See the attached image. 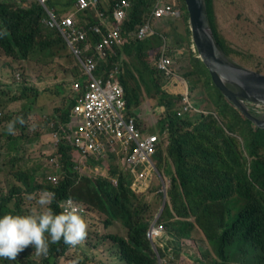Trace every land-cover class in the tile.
Returning a JSON list of instances; mask_svg holds the SVG:
<instances>
[{"label":"clouds","instance_id":"obj_1","mask_svg":"<svg viewBox=\"0 0 264 264\" xmlns=\"http://www.w3.org/2000/svg\"><path fill=\"white\" fill-rule=\"evenodd\" d=\"M4 1L15 2L21 8L34 2L38 3L45 13L42 19L43 25L48 29L55 30L61 36L66 44V51H68L74 62L75 69L73 70V75L70 76V80L67 82V77L64 74L65 67L56 63L54 57L45 55L48 59H53V61L47 66H43L40 62H34L33 60L27 61L21 59L14 61L6 57L0 48V68L6 75L5 80H2L0 77V93L2 97H9L8 102L16 104L14 110H9L3 106L1 98L0 125L7 123L6 131L10 136L17 139L18 143L16 147L20 152L19 155L22 153H32L29 165L21 164L19 159V162L13 166L14 168L19 164L18 168H21L15 176L17 181L21 182V185L15 188L20 189L21 197L24 194H28L26 189H32L33 192L27 196V199L35 201V204L38 206L31 208L27 215L24 212L25 215L6 214L0 217V259L15 261L17 264H54L59 257L66 253L63 255L51 254L49 252L50 244H57L63 241L70 248H80L88 235L86 219L90 210L92 211V208L96 206V194L100 195L97 185L104 184L110 188H118L119 178L122 177L125 178V182H128L129 190L136 197L145 196L151 198L150 204L143 202L142 206L149 204L152 206V210H147L142 217L147 218L149 221V225L145 230V237L153 252L154 264H196L193 262L194 259L197 260V264H201L202 261L200 260L206 256L207 251L214 252V248L209 243L205 233L203 234L197 228L198 232L196 235L198 242L196 243L192 242L190 237L180 239L172 229L167 228L165 221L162 219L165 207H168L172 214L173 211L168 195L170 179L169 185H167L164 171L162 172L161 168H158V165L162 166L163 159L164 161L165 159H169L172 171L170 167L168 169L174 175V163L170 154L171 145L177 135L184 134V132L170 130V128L161 123L164 117L167 116L166 103L172 105V102L167 97L164 102L158 100L159 103L157 104H151L147 101L146 114L138 117L133 116L126 110V107H129L131 95L129 91L126 93L124 88L125 75L127 76L126 83L130 85V89L135 84L138 86L137 91H131L135 95L138 94L142 97L140 89L142 84L147 82V76L146 73L142 74L138 72L137 67L145 65L151 70L161 73L166 80L172 83L173 87L167 93L179 96L174 109L178 121L189 124V129L193 130L208 117H213L218 122V108L210 98L204 87V83L198 82V84H193L191 82L197 79L196 74H193L192 78H187L186 76L187 73H192L190 64L188 68L184 69V67L180 72H176L174 62L177 60L175 63H184L185 51L188 53L185 57H189V54L192 53L200 60L208 73L211 84L231 105L221 93L219 87L216 86L208 69L198 56L191 39V34L189 39L190 45L188 47L187 45L178 47L182 33L177 31V29L176 36L169 40L166 35L168 31H163L165 18L180 19L181 21L182 11L175 3V0H173V5L168 0H155L152 11L146 15L147 17L144 18L143 23L138 25L133 31L132 35L139 42L156 36H159L162 41V46L157 50L154 49L156 39L152 41L146 49L147 56L141 58L140 61H135V58L132 57L131 48L129 50L124 49V46L129 41V34L122 30L123 23L131 6L127 0L117 1L108 14L98 10L99 3L103 5L102 8L104 10L107 9L108 1L106 0H96L94 6L89 5L84 9L77 8L76 0L74 6L79 11H86L97 19L98 23L94 26H77L72 15L64 16V14L58 17L53 10L47 8L46 0H0V3ZM161 6L170 7L174 14L156 17L154 11ZM118 11L123 13L122 18H118ZM50 16H53L58 22H61L65 18H71L73 27L76 30H85V41L75 43L77 47H79V44H83L80 56L82 61L87 57L97 60L93 47L98 43H102L103 39H107L112 31H116V37L111 38L110 45L105 47L106 58L97 61L96 67L92 69L91 74L94 80L100 84L101 90L104 93L106 90L112 89L114 85L120 87L123 107L119 112V117L111 115L104 120L93 122L92 126H85V118L82 115H78L75 108L80 105L78 100L85 98V93L89 90L90 79L85 74L82 68L83 65L72 54L71 47L67 44L65 37L58 30L50 28L46 24V20ZM83 21L85 22V19ZM96 29L98 31H95ZM162 32L164 33L162 34ZM92 36L98 37L99 40L92 42ZM214 39L222 52L236 62L231 53L226 52L222 48L215 36ZM169 47H174V49L170 51L168 50ZM84 48H88L89 50L85 51ZM178 51L183 55L180 58ZM166 52H170V54H166ZM40 56L42 55L37 56V58ZM10 63L13 64V69L9 72ZM48 67L54 68L50 74L53 83L51 95L63 100V105L60 108L54 109L51 115H46L44 110H38V108L33 107L39 97L32 93L31 90H37L33 89L34 87L29 81L24 79L25 70L36 73V68L45 69ZM246 69L253 71L249 68ZM128 73L132 75L133 79L127 75ZM143 76L145 79H143ZM32 78L36 80V78ZM76 83L79 84L77 89L74 88V84ZM198 86L202 88L200 93L203 96L200 98L193 95L192 100L190 93ZM152 89L154 95L159 98L160 94L154 88ZM200 103L203 104L200 105ZM67 104L71 106L66 120L62 122L60 119L62 115L61 109L66 108ZM29 106L30 108H28ZM250 106L256 108L263 107V105ZM234 109L237 110L236 108ZM152 112L153 124L150 125V114ZM238 113L246 119L239 111ZM7 117H10L11 120H6ZM17 124L22 126L21 130L17 129ZM143 124L148 125L144 126ZM176 128L177 126L173 129L175 130ZM86 132L91 133L92 136L96 135L101 149L88 147L87 142L90 138L85 136ZM25 137H29V140L25 141ZM76 138L79 141H76ZM4 141L5 137L0 145ZM36 146V150H33ZM145 146H150L153 151L147 154ZM179 152L182 158L188 162L197 163L203 169L209 166L206 164L201 165V158L195 156L189 147H183ZM63 162H66L65 166L68 163L69 171L74 176H69L62 183L64 177L62 172ZM78 169L85 172H79ZM150 171H152V174H155V178L151 184L152 174ZM139 175H141V179L137 181L136 178ZM13 202L15 201L13 200ZM53 207L56 212L53 210ZM99 209L102 210L101 208ZM102 212L107 217L105 228L111 226L112 223H116L126 232L125 236L114 234L108 237L110 242L115 245L117 260L121 264H133L126 262L124 259L132 258V260H135L137 252H131L127 257H124L123 250L121 251L118 241L120 239L127 240V229L120 222L114 221L105 211L102 210ZM170 221L195 223V220H192L189 216H174ZM201 234L203 235L201 236ZM130 248L133 247L130 246ZM180 256H184L185 259L179 261ZM83 259V263L81 264H87V259ZM217 259L215 255V260L211 264ZM230 262L231 264H235L233 260ZM71 264H79V260H73Z\"/></svg>","mask_w":264,"mask_h":264},{"label":"trees","instance_id":"obj_2","mask_svg":"<svg viewBox=\"0 0 264 264\" xmlns=\"http://www.w3.org/2000/svg\"><path fill=\"white\" fill-rule=\"evenodd\" d=\"M106 1H108L107 9L104 10L102 8L103 5L99 3L98 10L108 14L112 6L119 0ZM127 1H129L131 6L122 30L129 34V41L124 46V49L129 50L131 48L132 57L135 58V61H140L141 58L147 56L146 49L152 41L156 39L155 50L162 46L159 36L139 42L132 35L135 28L141 25L144 18L147 17L146 15L152 11L155 0ZM75 2L76 0H46V6L48 9L53 10L58 17L64 14V16L72 15L77 26L96 25L98 23L97 19L86 11H79L74 6ZM175 3L180 7V10L184 8L183 0L181 2L175 0ZM211 3V0H205L212 32L222 48L230 53L214 32L213 17L210 10ZM44 16L43 8L36 2L26 7L24 6V8L18 7L15 2L11 1L0 3V48L6 57L14 61L21 59L33 60L34 62H40L43 66H47L53 59H48L44 55L50 53L51 55L57 54L59 56L58 54L61 51L67 50L65 42L58 32L43 25L42 19ZM83 19H85V22ZM181 23L183 27L178 47L184 45L188 47L190 45V32L187 27L186 12L185 17L181 16ZM173 29L171 28L166 34L169 40L176 36V31ZM98 40V37L92 36V42ZM263 41L264 29L255 35L253 46L256 47L258 44H262ZM78 46L80 49L83 48L82 43ZM166 54H170V52H166ZM39 55L42 56L37 58ZM188 60L192 73H187V78H192L193 74L197 75V79L191 82L193 84L204 83L210 98L218 108L219 119H224V121H221L224 129L219 127V133L210 132L214 125L218 127V122L213 117L205 119L195 130L189 129V124L178 121L174 109L179 96L167 93L173 87L172 83L166 80L161 73L151 70L148 66L137 67L138 72L146 73L147 82L160 94L159 101L164 102L167 97L172 102V105L165 102L167 116L164 117L161 123L170 128V130L184 132V134L177 135L171 145L170 154L174 163V175L170 173L169 169L166 170V173L170 175L168 195L173 214L168 207H165L162 219L165 221L167 228L172 229L180 239L190 237L192 242L196 243L198 240L197 235L195 239L193 237L194 231L198 228L201 232H205L206 238L212 244L215 255L218 258L213 264H231V260L235 264H264V208L259 203L252 202L250 198L251 192L264 197V140L262 137L264 131L244 119L224 99L211 84L208 73L198 58L190 53ZM127 75L133 79L130 73ZM126 81L127 76L125 75L124 83L126 86L123 84L125 91L126 93L129 91L131 98H135L136 95L133 91H137L138 86L135 84L130 89V85ZM31 92L37 96L39 95L35 90H31ZM1 98L2 94L0 93V100ZM70 106V104H67L66 108L61 109L62 115L60 119L62 122L67 118ZM6 120H11V118L7 117ZM176 126L177 128L174 130L173 128ZM16 127L19 130L22 128L19 124ZM227 133L233 137H230ZM2 136L5 137V141L0 145V171L13 169V166L19 162L18 155L20 154L16 147L17 139L7 133L6 127L2 132ZM215 138L223 140L230 149L225 158L226 167L222 166L221 169H219V164L212 160ZM24 140L28 141L29 137H25ZM233 144H237L240 150L238 154L232 150L231 146ZM183 147L191 148L193 154L201 158V165H209L208 167L211 171L205 173V168L203 169L197 163H191L182 158L179 151ZM65 163L63 162L62 167L64 175L62 183L69 176H74L69 171L68 163L66 166ZM159 166L158 168H160ZM211 166L217 171H213ZM222 169H226V171H221ZM229 169L233 170L232 174L223 176ZM210 176L215 182H212L213 180ZM220 179L224 181L222 184H218ZM118 183V188H110L104 184H98L100 195L96 194L95 205L127 229V240H118L121 251L123 250L124 257H127L131 252H137V258L135 260L126 258L124 260L133 264H154L153 252L145 237V230L149 225V221L147 218L142 217L147 210L151 209V206L145 204L141 206V210L135 208V211H129L128 208L136 207L139 204L132 202L133 199H138V197L129 190L128 182H125V178L120 177ZM26 191L28 194L33 192L32 189H26ZM15 194H20L19 188L10 190L8 195H1L0 193V217L6 214L25 215L21 208L22 197L18 196L15 202L11 198ZM233 198L247 201L248 204L238 212L237 216L230 217L229 205L220 208L218 206ZM9 204H11L10 207ZM222 209H224L223 211H225V215L228 218L224 226H221L219 217ZM53 210L55 211L54 207ZM189 213L195 215V223L170 221L174 216L186 217ZM201 216L206 219L203 227L201 225ZM130 246L133 248H130ZM69 250H75V248H70L61 241L57 244H50L49 252L55 255H63ZM83 260L79 261V264L83 263Z\"/></svg>","mask_w":264,"mask_h":264},{"label":"rangeland","instance_id":"obj_3","mask_svg":"<svg viewBox=\"0 0 264 264\" xmlns=\"http://www.w3.org/2000/svg\"><path fill=\"white\" fill-rule=\"evenodd\" d=\"M173 5V0H168ZM181 2V0H179ZM211 15L213 17V23H214V32L216 33V36L218 37L219 41L223 43V46L231 53V56L234 57L237 63L240 65L249 68L255 72L264 74V41L262 44H258L256 47L253 46V40L255 38V35L262 29H264V0H211ZM182 10V16L185 17V8H181ZM165 22L163 23V31H169L171 28H174L173 30L182 31V23L180 19H172V18H165ZM164 32H162L163 34ZM174 47H169L168 50L172 51ZM64 54H66L64 56ZM179 58L182 57L181 52L178 51ZM54 57V61L56 63H59L65 67L64 74L67 77L66 81L68 82L70 80V76L73 75V70L75 69V65L73 60L71 59L68 51L63 50L58 54L51 55L50 53L48 56ZM185 55H188L187 51H185L184 54V63H175L174 66L176 69V72H180L184 67V69L189 67L188 63V57H185ZM45 56V55H44ZM46 57V56H45ZM47 58V57H46ZM178 58V59H179ZM10 70L13 69V64L10 63ZM258 65V66H257ZM27 66V65H26ZM141 66V65H140ZM25 67V65H24ZM3 68V67H2ZM53 67H48L45 69L36 68L35 72L25 70L24 79L29 81V83L34 87L33 89H36L39 92L38 100L33 105L34 108H38L41 110H44V113L46 115H51L54 109L60 108L63 105V100L60 98H56L51 95L53 83L50 77L51 72L53 71ZM0 77L2 80L6 79V75L0 68ZM32 77L36 78L33 79ZM143 79L144 76H143ZM202 91V88L198 86L195 90L191 91L190 96L192 99L193 95H196L200 98H202V94L200 93ZM140 92H142V97H140L138 94L135 98H130L129 101V107H126L130 114H132L135 117H138L140 115H145L146 110V104L147 101L151 104H157L159 103V98L154 95V91L151 87V85L148 82H145L142 84ZM9 97L4 96L2 97V103L3 106H5L9 110H14L16 107V104L13 102H8ZM193 100V99H192ZM195 103H197L195 101ZM203 103H200L202 105ZM150 125L153 124V112L150 114ZM226 120V119H225ZM221 121H224V119H219L217 126L214 125V127L211 129L210 132H218L219 127L224 129V126ZM227 121V120H226ZM7 123H4L0 125V143L3 141L4 137L2 136V132L5 129ZM144 126L148 124H143ZM264 131V129H263ZM219 133V132H218ZM230 137L229 133H227ZM263 140H264V133H263ZM213 142V141H212ZM37 146L33 149L36 150ZM232 150L235 151L237 154L240 152L239 148L237 147V144H233L231 146ZM32 150V151H33ZM230 152V149L225 145L223 140L219 138L214 139V149H213V157L212 160H214L217 164H219V169L222 168V166H225V158L227 154ZM32 156V153H22L21 155H18L21 164H27L30 163V158ZM7 159V158H6ZM1 160H3L1 158ZM19 164L15 166L13 169H5L3 171H0V193L1 195H7L10 190L14 189L16 186L21 185V182H18L16 179V173L19 172L21 168H18ZM161 171H164L165 177L167 179V185H169V175L166 173V170L170 167V170L172 171L171 161L169 159H163L162 166H159ZM80 168V167H79ZM213 171H217L214 167H212ZM154 171V169H152ZM78 171H83L78 169ZM205 173H208L210 170L209 167H205L204 169ZM221 171H226V169H222ZM85 172V171H83ZM152 174V171H150ZM161 172V173H162ZM233 170L229 169L227 172L224 173L223 176H230L232 174ZM163 174V173H162ZM59 178H61L59 176ZM155 178V174L151 175L150 184ZM210 178L213 180L212 182H215V180L210 176ZM208 180V179H206ZM95 182V180H93ZM209 181V180H208ZM224 181L220 179L218 184H222ZM179 189V188H178ZM21 194H18L16 196H12L11 198L16 201L18 196ZM29 194L22 195V208L24 212L29 214L31 208L38 207L35 204V201H29L27 199V196ZM250 198L252 202L259 203L260 206L264 208V197H261L257 193H250ZM153 199V198H152ZM132 202L139 203L136 207L128 208V210L135 211V208H139L141 210V206L143 202L151 203L150 197L141 196L138 197V199H133ZM247 201L238 200V199H229L227 202H224L220 204L218 207H224L226 205L230 206V217L237 216L238 212L242 210L245 205H247ZM11 204L9 205V207ZM200 209V207H199ZM152 210V206H151ZM222 209L221 212V226H224L226 223V220L228 218L225 215V211ZM158 213V212H157ZM156 213V214H157ZM155 214V215H156ZM189 217L192 218V220H195L194 214H188ZM107 217L106 215L100 210L98 207H93L92 211L90 210V213L88 215V218L86 219L88 224V235H87V242L85 241L82 243L81 247L75 250H69L64 254L63 256L59 257L54 264H71V261L73 260H82L84 257L87 259V264H121L117 260V253L115 249V245L110 242L109 235H122L125 236L126 232L125 230L119 226L116 223H112L111 226L105 228V221ZM206 223V219L201 216V225ZM221 229V227H219ZM198 230L194 231L193 237L196 238V233ZM205 232H203L204 234ZM201 234V236L203 235ZM77 258V259H76ZM185 259L184 256H180L179 261H183ZM215 260V253L211 252L210 250L206 252V256L203 257L200 261H202L203 264H211ZM194 263L197 264V260L194 259ZM201 263V264H202ZM0 264H17L15 261H8L0 259Z\"/></svg>","mask_w":264,"mask_h":264},{"label":"water","instance_id":"obj_4","mask_svg":"<svg viewBox=\"0 0 264 264\" xmlns=\"http://www.w3.org/2000/svg\"><path fill=\"white\" fill-rule=\"evenodd\" d=\"M183 1L191 39L216 86L247 120L264 129V75L240 66L222 52L209 25L205 0Z\"/></svg>","mask_w":264,"mask_h":264},{"label":"built area","instance_id":"obj_5","mask_svg":"<svg viewBox=\"0 0 264 264\" xmlns=\"http://www.w3.org/2000/svg\"><path fill=\"white\" fill-rule=\"evenodd\" d=\"M96 4V0H77L76 6L78 9H84L87 6H94ZM154 14L156 17L166 15V14H174V12L168 6H161L155 9ZM118 18L123 17V13L121 11L117 12ZM46 24L50 28H55L58 30L66 39L67 44L71 47L72 54L75 58L81 63L82 68L85 74L89 77L90 82L88 86V92L85 93V98H80L78 103L80 105L75 108V111L78 115H82L86 120L85 126H92V123L98 120H104L105 118H109V116L119 117V112L123 107V99L122 91L120 87L114 85L112 89L106 90V92H102L100 84L94 80L92 77V69L96 67V63L98 60H104L106 58L105 47H108L111 43V38L116 37V31H112L107 39H103L102 43H98L93 47V52L96 53L97 60H94L91 57L85 58L84 61L80 59L82 54V50L75 45V43L79 41H85V30H76L73 27V21L71 18H65L61 22H58L53 16H50L46 20ZM95 31H98L96 29ZM85 51L89 50L88 48H84ZM79 84H74V88L77 89ZM82 101V102H81ZM121 122V121H120ZM84 126V127H85ZM116 132V131H115ZM117 133V132H116ZM86 137H89L90 140L87 142L88 147L101 149L99 145V141L95 136H92L91 133L86 132ZM76 141H79L76 138ZM145 151L147 154L151 153L153 149L150 146H145ZM141 175H139L136 180H140Z\"/></svg>","mask_w":264,"mask_h":264}]
</instances>
